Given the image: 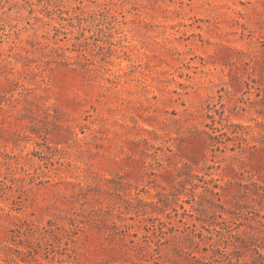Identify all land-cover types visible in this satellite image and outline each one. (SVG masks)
Listing matches in <instances>:
<instances>
[{"label":"rangeland","instance_id":"374dc122","mask_svg":"<svg viewBox=\"0 0 264 264\" xmlns=\"http://www.w3.org/2000/svg\"><path fill=\"white\" fill-rule=\"evenodd\" d=\"M0 264H264V0H0Z\"/></svg>","mask_w":264,"mask_h":264}]
</instances>
